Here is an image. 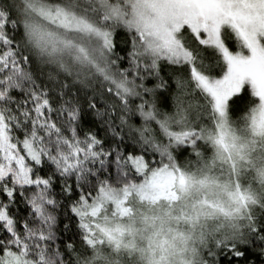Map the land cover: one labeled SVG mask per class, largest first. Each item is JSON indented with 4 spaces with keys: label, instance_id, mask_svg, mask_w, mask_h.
Listing matches in <instances>:
<instances>
[{
    "label": "snow or ice",
    "instance_id": "obj_1",
    "mask_svg": "<svg viewBox=\"0 0 264 264\" xmlns=\"http://www.w3.org/2000/svg\"><path fill=\"white\" fill-rule=\"evenodd\" d=\"M0 264H264V0H0Z\"/></svg>",
    "mask_w": 264,
    "mask_h": 264
}]
</instances>
